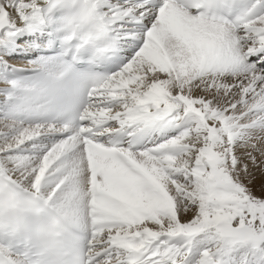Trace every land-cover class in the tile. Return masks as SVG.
<instances>
[{"label": "snow or ice", "instance_id": "obj_1", "mask_svg": "<svg viewBox=\"0 0 264 264\" xmlns=\"http://www.w3.org/2000/svg\"><path fill=\"white\" fill-rule=\"evenodd\" d=\"M257 172L264 0H0V264H264Z\"/></svg>", "mask_w": 264, "mask_h": 264}, {"label": "bare ground", "instance_id": "obj_2", "mask_svg": "<svg viewBox=\"0 0 264 264\" xmlns=\"http://www.w3.org/2000/svg\"><path fill=\"white\" fill-rule=\"evenodd\" d=\"M27 39H29V37H26ZM21 40H26L25 37L21 38ZM17 66H24L22 64H17ZM261 182H264V175H261L259 172H257L256 174V179H255V182H254V187H259L260 183Z\"/></svg>", "mask_w": 264, "mask_h": 264}, {"label": "rangeland", "instance_id": "obj_3", "mask_svg": "<svg viewBox=\"0 0 264 264\" xmlns=\"http://www.w3.org/2000/svg\"><path fill=\"white\" fill-rule=\"evenodd\" d=\"M256 188H258V186Z\"/></svg>", "mask_w": 264, "mask_h": 264}]
</instances>
